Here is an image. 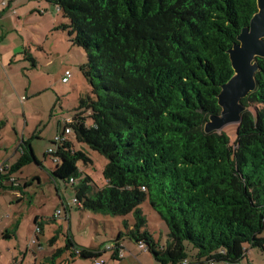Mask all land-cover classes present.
<instances>
[{
	"label": "trees",
	"instance_id": "1",
	"mask_svg": "<svg viewBox=\"0 0 264 264\" xmlns=\"http://www.w3.org/2000/svg\"><path fill=\"white\" fill-rule=\"evenodd\" d=\"M47 1L67 19L61 27L71 44L85 52L79 70L90 87L62 131L69 127L78 143L107 159L104 185L94 190L78 167L90 157L67 135L53 138L49 175L72 186L77 208L131 214L111 257L123 237L143 244L159 264L241 263L248 249L264 252L263 57H256L254 89L240 100V120L230 130L205 131L220 114V86L233 75L228 49L257 0ZM19 148L1 176L9 189L23 166L43 167L30 138ZM144 201L166 225L165 245L146 230ZM65 241L82 258L102 254L72 236Z\"/></svg>",
	"mask_w": 264,
	"mask_h": 264
},
{
	"label": "rangeland",
	"instance_id": "2",
	"mask_svg": "<svg viewBox=\"0 0 264 264\" xmlns=\"http://www.w3.org/2000/svg\"><path fill=\"white\" fill-rule=\"evenodd\" d=\"M65 22L62 11L47 0H0V165L3 160L12 165L19 155L13 154L14 149L22 138H30L34 155L43 166L30 162L13 173L21 184L27 181L26 187L19 189L23 199L18 200L15 191L8 188L9 182L2 181L0 232L9 215L12 218L16 213L20 220L18 227L11 229V239L0 234V264H96L95 260L101 259L104 264H159L127 237L120 239L121 260L110 259V250L104 249L114 245L119 231L125 230V220L132 224L131 214L118 216L77 208L72 186L49 175L55 162L51 155L44 154L54 147L51 141L62 131L63 122L78 112V99L90 92L79 70L86 60L85 52L71 44L67 30L61 27ZM65 70L70 71V77L62 82ZM231 124L225 125L228 130ZM67 137L75 150H83L90 157L87 162L80 160L78 167L93 179V189L103 186L102 170L107 159L78 143L73 133ZM140 209L147 220L146 230L165 245L167 228L163 220L147 201L140 204ZM36 217L41 230L35 226ZM67 236L80 246L99 248L102 254L94 258L72 254L65 247ZM25 249L26 256H22ZM191 260L190 264H196ZM241 263L264 264V252L248 249Z\"/></svg>",
	"mask_w": 264,
	"mask_h": 264
},
{
	"label": "water",
	"instance_id": "3",
	"mask_svg": "<svg viewBox=\"0 0 264 264\" xmlns=\"http://www.w3.org/2000/svg\"><path fill=\"white\" fill-rule=\"evenodd\" d=\"M228 49L233 75L220 86L217 94L220 114L210 116L205 131L220 130L240 120L241 98L255 87L254 74L258 69L256 57L264 58V0H257V10Z\"/></svg>",
	"mask_w": 264,
	"mask_h": 264
},
{
	"label": "crops",
	"instance_id": "4",
	"mask_svg": "<svg viewBox=\"0 0 264 264\" xmlns=\"http://www.w3.org/2000/svg\"><path fill=\"white\" fill-rule=\"evenodd\" d=\"M2 121H0V125L2 124L1 123ZM54 137H55V135H54ZM53 137V138H54ZM24 140V138H22L21 139V141H20V143L22 142ZM17 148H15L14 149V151H13V154H19V152H20V148H19V144L16 146ZM0 154H1V151H0ZM3 164H1L0 165V167L1 166H3V167H6V166H8L9 164H8V161L7 160H3ZM5 173H1L0 174V183H2V178H1V176L2 175H4ZM14 177V176H13ZM12 177V178H13ZM5 179V178H4ZM4 181V180H3ZM25 183H27V181H24V183L23 184H25ZM23 184H21L20 182H16V184H14V188L12 189V190H14L15 191V197L17 198V199H23V194H22V191H20L19 189H23V187L25 188V185H23ZM19 215L18 214H16V213H14V216L11 218V216L9 215V218L6 220L7 222H4V227H3V230L1 229V232H0V234L2 235V237H3V235L5 234V236L6 237H3L4 239H11V237L13 236V234L11 233V229H12V227L14 226V227H18V225H19ZM1 221H3V219H0V222ZM38 222H39V219L36 217V220L34 221V223H35V226L37 227L38 226ZM36 238H37V240H39L38 239V237L36 236ZM123 247V246H122ZM123 250V249H122ZM26 256V249H25V251H24V253L22 254V256ZM121 258L122 257H120V258H112L111 257V251H110V259H112L113 261H120L121 260ZM22 261L23 260H21L20 262L22 263Z\"/></svg>",
	"mask_w": 264,
	"mask_h": 264
},
{
	"label": "built area",
	"instance_id": "5",
	"mask_svg": "<svg viewBox=\"0 0 264 264\" xmlns=\"http://www.w3.org/2000/svg\"><path fill=\"white\" fill-rule=\"evenodd\" d=\"M69 77H70V71H68V70H65V72H64V75H63V77H62V82H67L68 81V79H69ZM70 133V128L69 127H66V128H64V130L62 131V135L60 134H58V135H56L55 137H54V140L56 141V142H60V141H62L63 139H64V137L66 136V135H68ZM48 153L51 155V153H53V151H55L53 148H48ZM52 156V155H51ZM53 158V161H56L57 160V157H55V156H53L52 157ZM5 168H7V166L6 167H3V166H1L0 167V172L2 173L4 170H5ZM12 179V178H11ZM76 199H74V201H75ZM68 206V203L66 204V207ZM59 212H60V210L58 209V210H56V212H55V214H54V217L55 216H57L58 214H59ZM37 229H39V226H37L36 227ZM31 243L33 244V243H35V240L34 239H31ZM139 246H141L143 249H144V245L143 244H138ZM113 249H114V246L112 245H106V247H105V250H110V251H113ZM115 256L117 257V258H120L121 256H122V249H119L118 251H116L115 253ZM95 263L96 264H104L105 262H104V260H95Z\"/></svg>",
	"mask_w": 264,
	"mask_h": 264
}]
</instances>
